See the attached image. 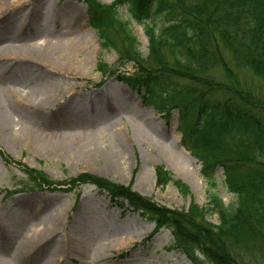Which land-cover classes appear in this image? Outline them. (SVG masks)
Returning a JSON list of instances; mask_svg holds the SVG:
<instances>
[{
  "label": "rangeland",
  "instance_id": "1",
  "mask_svg": "<svg viewBox=\"0 0 264 264\" xmlns=\"http://www.w3.org/2000/svg\"><path fill=\"white\" fill-rule=\"evenodd\" d=\"M118 13L130 21L138 49L146 56L148 42L142 26L130 19L127 5ZM74 44L75 49L69 51ZM44 46L63 52L60 65L40 59L27 63L31 58L21 51L9 55L18 48L42 51ZM66 52L70 56L65 58ZM98 61L114 74L102 76ZM18 64L33 72L21 81L9 80L7 75ZM134 69L132 61L119 63L118 52L102 49L88 25L84 1L0 0V115L6 119L0 126V230L13 235L12 241L0 242V264H43L45 259L54 264H192L173 249L169 229L154 233L152 222L127 205L119 207L105 191L93 185H78L72 191L54 184L27 189L20 184L26 180L24 174L4 159L40 170L53 183L87 173L130 185L161 206L186 209L193 202L206 208L208 185L201 163L181 146L178 111L164 115L122 85L116 76L129 75ZM215 74L222 80L219 70ZM235 74L255 96L264 98L261 81L247 70H235ZM117 136L122 138V147ZM172 162L190 170L191 186L168 167ZM160 164L189 187L190 195L182 196L171 184L156 186L154 168ZM214 176L215 192L225 205L233 203L221 169ZM77 211L90 224L77 220ZM57 217L61 225L47 248L33 261L20 263L19 243ZM207 219L218 224L216 215ZM200 258L203 264H212Z\"/></svg>",
  "mask_w": 264,
  "mask_h": 264
},
{
  "label": "trees",
  "instance_id": "2",
  "mask_svg": "<svg viewBox=\"0 0 264 264\" xmlns=\"http://www.w3.org/2000/svg\"><path fill=\"white\" fill-rule=\"evenodd\" d=\"M83 1L102 49L118 52L119 63L135 65L131 75L117 76L119 81L145 105L166 115L178 111L181 144L201 163L208 185L207 207L193 202L186 209L161 206L130 185L87 173L53 183L42 171L4 157L24 174L20 184L27 189L54 184L68 191L94 185L119 207L126 203L140 212L154 224V233L169 229L173 249L192 264H203L200 257L212 264H264V98L235 74L247 70L264 84V0ZM124 5L130 19L142 26L146 56L138 49L130 21L119 17ZM97 70L103 76L114 74L101 61ZM218 168L235 198L231 204L225 205L215 192ZM154 175L157 187L171 184L182 196L190 195L189 187L164 165H156ZM207 215H216L218 224Z\"/></svg>",
  "mask_w": 264,
  "mask_h": 264
},
{
  "label": "bare ground",
  "instance_id": "3",
  "mask_svg": "<svg viewBox=\"0 0 264 264\" xmlns=\"http://www.w3.org/2000/svg\"><path fill=\"white\" fill-rule=\"evenodd\" d=\"M100 1L108 2V0H100ZM43 12H44V10H39L40 14H43ZM77 44L71 45L69 47V51H71L72 49H75L74 46ZM59 50L60 49H57V48L51 49V48L46 47V46H44V49L42 51H39V49H35L34 47H32L30 49L25 48L22 50H20L18 48L17 50H15L16 52H10L9 55L14 57L17 55V53L19 51H21L22 53H24L26 58H31L32 62L26 61L27 63L34 64V60L40 59V60L45 61L46 63H50L52 66L53 64L54 65H60L61 64L63 52H60ZM66 55H67V57L70 56V54L68 52L65 53V55H64L65 58H66ZM5 58H8V55L5 56ZM8 65H9V63H8ZM31 68H33V67H31ZM24 69H28V70H24ZM12 71L13 72H10L7 75V78L9 80H14V81L18 82V81H21V78L25 74H26V76H29L33 72V69H30V67L25 65V64H23V65L18 64L17 68L14 69V67H13ZM27 72H29V73L27 74ZM5 122H6L5 117L0 115V126L2 124H5ZM117 142H118L119 146L122 147L123 141H122V138L120 136H117ZM181 150L185 153V155L190 160H193L190 157L189 153H187L182 148H181ZM175 165L176 164L174 162H172L168 165V167L177 176L181 177L189 186H191V181L187 180L191 174L190 170L186 169V168L184 170L180 166L175 167ZM183 174L185 175L186 178L183 177ZM75 216H76L77 220L90 224V220H89V218H87V216H80V211L79 212L77 211ZM60 225H61L60 218L59 217L53 218L48 226H45L41 229L36 230L35 232H33L31 234V236L26 237L25 240H22L17 247V257H18L17 259L19 260V262L23 263V262L33 261L34 258L37 257V253L40 250H44L47 248L48 244L52 241L53 235L57 234V231L59 229L58 227ZM87 231L90 233V231L88 229H87ZM5 232H8V231L0 230V242H2L3 244L12 241V236H13L11 233H5ZM68 240H69V242L73 241L72 239H68ZM57 248H58V243H57ZM62 250H64V246L62 247ZM80 254L81 253H79L78 255H80ZM42 263L43 264H54L49 259H45Z\"/></svg>",
  "mask_w": 264,
  "mask_h": 264
}]
</instances>
